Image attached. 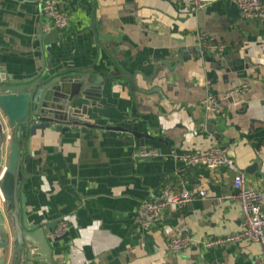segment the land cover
<instances>
[{"label": "crops", "instance_id": "1", "mask_svg": "<svg viewBox=\"0 0 264 264\" xmlns=\"http://www.w3.org/2000/svg\"><path fill=\"white\" fill-rule=\"evenodd\" d=\"M227 1L196 10L166 0H59L72 22L44 45L41 0H0V75L88 74V93L73 108L90 124L127 129L60 131L49 124L26 135L18 191L28 222L48 227L73 215L63 236L54 238L49 228L57 264H264L259 242L202 245L244 226L237 200L223 198L236 193L233 172L188 167L171 156L222 144L247 185L264 190V24L240 19ZM200 33L224 44V52L201 55ZM123 74L149 93L129 90ZM243 83L248 90L224 98ZM207 93L221 100L219 111L201 108ZM143 147L162 156L136 157ZM5 161L1 151L0 174ZM164 187L207 194L141 227L140 204ZM180 234L194 243L172 254L166 243ZM1 237L0 231V257Z\"/></svg>", "mask_w": 264, "mask_h": 264}, {"label": "water", "instance_id": "2", "mask_svg": "<svg viewBox=\"0 0 264 264\" xmlns=\"http://www.w3.org/2000/svg\"><path fill=\"white\" fill-rule=\"evenodd\" d=\"M232 8L237 10L232 4L230 12ZM57 37L58 31L53 29L42 38L43 44L49 45ZM39 75L24 79L12 78L8 74L0 75V152H6L4 169L0 174V231L3 249L0 264H57L48 238L49 228L54 230L57 221L48 224V227L29 223L24 196L18 191L23 178L21 164L26 135L31 136L36 129L49 124L56 125L60 131L70 125L81 127L82 131L88 128L127 131L112 123L100 126L85 122L82 110L73 108V101L88 93L87 84L92 83V76L78 72H58L46 78H40ZM122 76V84L129 90L149 93L135 85L133 75ZM132 134L136 136L138 133ZM27 140L29 155L30 137ZM27 158L25 156V162Z\"/></svg>", "mask_w": 264, "mask_h": 264}, {"label": "built area", "instance_id": "3", "mask_svg": "<svg viewBox=\"0 0 264 264\" xmlns=\"http://www.w3.org/2000/svg\"><path fill=\"white\" fill-rule=\"evenodd\" d=\"M172 4L181 2L190 3L196 10L203 9L217 0H166ZM237 7L239 18L242 20H253L264 24V2L262 0H230ZM59 0H41V14L44 18L43 30L50 32L53 29H66L72 22V16L68 11L62 9ZM198 47L201 55H221L224 52V44L215 42L204 33L198 35ZM248 90V84L243 83L240 87L228 91L224 98L234 92L244 93ZM201 108L205 111L217 112L221 109V100L207 93L200 101ZM201 127L204 124H200ZM138 158L161 157L160 151L154 148H140L135 153ZM171 156L188 167L203 166L208 169L224 167L233 172V187L236 190L234 195L226 194L225 199H236L240 208L244 226L241 230L205 240L202 245L206 250L214 249L240 243L242 241L259 242L264 247V190H256L246 183L245 174L235 165L233 158L229 155L228 149L222 144L214 143L203 152L193 154H180L174 152ZM205 191L193 192L182 188L179 192H174L169 187H164L160 194L140 204L135 221L143 228H151L160 224L164 219L167 208H177L184 206L192 200L206 196ZM2 200V196L0 195ZM0 200V201H1ZM72 214L61 217L57 220L53 231V237L63 236L72 223ZM168 229V228H167ZM182 231H186L183 227ZM194 242L185 234L169 237L166 246L170 253H177L185 250Z\"/></svg>", "mask_w": 264, "mask_h": 264}]
</instances>
